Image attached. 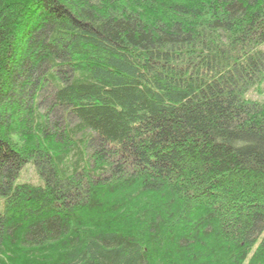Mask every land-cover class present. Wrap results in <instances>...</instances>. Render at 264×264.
Listing matches in <instances>:
<instances>
[{
	"label": "trees",
	"instance_id": "1",
	"mask_svg": "<svg viewBox=\"0 0 264 264\" xmlns=\"http://www.w3.org/2000/svg\"><path fill=\"white\" fill-rule=\"evenodd\" d=\"M254 93L264 0H0V264H264Z\"/></svg>",
	"mask_w": 264,
	"mask_h": 264
},
{
	"label": "rangeland",
	"instance_id": "2",
	"mask_svg": "<svg viewBox=\"0 0 264 264\" xmlns=\"http://www.w3.org/2000/svg\"><path fill=\"white\" fill-rule=\"evenodd\" d=\"M251 97L255 100H260V101L264 100V97L260 96L257 93H254L253 95L251 94ZM40 180L41 179L39 175L37 174L35 169L31 167V165H27L25 168H23L19 176V182H26V183L38 185L41 183ZM3 209H4V202L3 199L0 198V212H2Z\"/></svg>",
	"mask_w": 264,
	"mask_h": 264
}]
</instances>
